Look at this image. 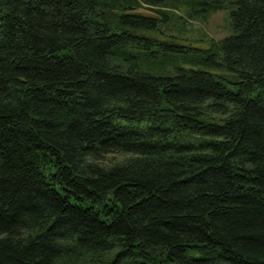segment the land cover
<instances>
[{
  "label": "trees",
  "instance_id": "16d2710c",
  "mask_svg": "<svg viewBox=\"0 0 264 264\" xmlns=\"http://www.w3.org/2000/svg\"><path fill=\"white\" fill-rule=\"evenodd\" d=\"M0 264H264V0H0Z\"/></svg>",
  "mask_w": 264,
  "mask_h": 264
},
{
  "label": "rangeland",
  "instance_id": "374dc122",
  "mask_svg": "<svg viewBox=\"0 0 264 264\" xmlns=\"http://www.w3.org/2000/svg\"><path fill=\"white\" fill-rule=\"evenodd\" d=\"M231 10L232 8L229 7L228 9L212 14L206 21H203L202 19L190 20V26L182 33H178V28L172 30V33L179 37L177 40L179 44L185 45L186 47L187 45L191 46L192 49L181 55L184 60H178L179 66L189 67L190 63L201 61L205 58L203 52L208 50V47L210 46L209 43L220 41L230 35L231 27L229 12ZM139 12L146 15L155 14L153 11L148 10H140ZM159 60L163 59H154L151 63L153 66H160L158 65Z\"/></svg>",
  "mask_w": 264,
  "mask_h": 264
}]
</instances>
